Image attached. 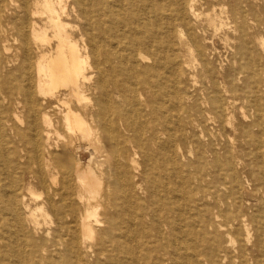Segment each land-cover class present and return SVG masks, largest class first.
Listing matches in <instances>:
<instances>
[{"label": "bare ground", "instance_id": "6f19581e", "mask_svg": "<svg viewBox=\"0 0 264 264\" xmlns=\"http://www.w3.org/2000/svg\"><path fill=\"white\" fill-rule=\"evenodd\" d=\"M0 78V264H264V0H0Z\"/></svg>", "mask_w": 264, "mask_h": 264}, {"label": "rangeland", "instance_id": "374dc122", "mask_svg": "<svg viewBox=\"0 0 264 264\" xmlns=\"http://www.w3.org/2000/svg\"><path fill=\"white\" fill-rule=\"evenodd\" d=\"M198 64V63H197ZM16 66L11 68V72L13 73V77L16 78L17 77V73L14 70ZM1 80V78H0ZM196 80L199 82V84L196 86V88H192V78L189 76H183L182 81L183 83L181 84L182 89H184V91H186L187 93H190L192 95H194L195 99L202 98L203 95L200 93V88L202 87L201 85L206 84V79L204 78V76L199 75L198 77H196ZM13 81L15 83H17V81H15L13 79ZM199 91V92H198ZM16 92H14L13 96L14 98H16ZM193 98V97H192ZM183 103L184 105H186V102L183 99ZM238 121H241V118L238 117ZM237 121V122H238ZM86 147V146H85ZM5 146L1 145V149L2 152L5 151ZM12 158V157H11ZM192 160L194 159V157L191 158ZM2 163V164H1ZM0 170H3V161H0ZM198 181H193L191 183H181L180 185H178L179 187V191L176 193H173V195L176 197V201L178 203V205H181V223L182 225H185L190 231L193 232V234H195V236H199L201 239H209V236L206 234L203 226H201L203 219L206 218V216L208 215V211L207 208H202V213L205 214V216H194L192 217L189 213V209L186 205H210L213 204L214 200L217 202L218 205H223L221 200V197L219 196V194L216 195V197L218 196V198L216 199V197L214 198L213 194V190L206 188L205 186H203L201 188V191H199V193L197 192V190H193V187H196L198 185ZM183 185V186H182ZM171 188H175L173 187V184L171 185ZM170 190V188H169ZM220 191H223L222 188L219 189ZM244 195L246 196L247 194L244 193ZM203 199L201 202L199 203H194V199ZM217 211V210H216ZM196 213H193V215H195ZM206 222V221H205ZM223 219H218L217 221H214L213 225H218V223H222ZM207 223V222H206ZM196 230V231H195ZM194 239L195 238H192ZM189 240V243L192 244V240ZM192 252V250H190Z\"/></svg>", "mask_w": 264, "mask_h": 264}]
</instances>
